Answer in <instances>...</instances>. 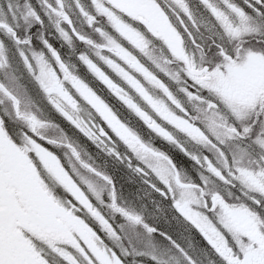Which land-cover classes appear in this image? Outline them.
Listing matches in <instances>:
<instances>
[{
	"label": "snow or ice",
	"instance_id": "1",
	"mask_svg": "<svg viewBox=\"0 0 264 264\" xmlns=\"http://www.w3.org/2000/svg\"><path fill=\"white\" fill-rule=\"evenodd\" d=\"M0 264H264V0H0Z\"/></svg>",
	"mask_w": 264,
	"mask_h": 264
},
{
	"label": "rangeland",
	"instance_id": "2",
	"mask_svg": "<svg viewBox=\"0 0 264 264\" xmlns=\"http://www.w3.org/2000/svg\"><path fill=\"white\" fill-rule=\"evenodd\" d=\"M128 187H133V188H134L135 186H134V185H130V186H128Z\"/></svg>",
	"mask_w": 264,
	"mask_h": 264
}]
</instances>
